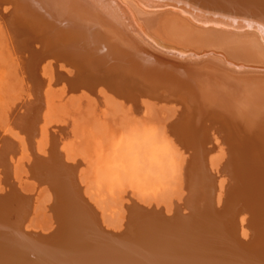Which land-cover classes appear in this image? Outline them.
<instances>
[{"label":"bare ground","instance_id":"1","mask_svg":"<svg viewBox=\"0 0 264 264\" xmlns=\"http://www.w3.org/2000/svg\"><path fill=\"white\" fill-rule=\"evenodd\" d=\"M7 1L12 3L11 8L14 9L9 22L11 26L13 24L12 28L16 25L15 32L29 33L26 29L32 25V31L35 30L33 35H41L48 42L55 41L54 34L57 38L67 36L69 40L79 36L80 43H84L81 52H94L95 67L100 70L112 68L110 71H113V67L117 70L126 68L139 80H143L145 85L146 82L153 85L152 78L160 79L172 93H168V98L174 99L176 96L177 101L180 100L177 104V101L167 99L172 101L171 104L175 102V105L181 106L182 102L187 103L188 108L186 105L184 108L188 111H184L189 115L181 120L179 114L177 119L183 123L178 121L181 125L174 128L180 130L171 131V135L180 144L178 146L185 150L184 156L186 152L189 155L188 161L182 160L187 162L186 165L180 166V183L187 193L184 206L189 213L187 215L183 207L182 212L187 216H182L181 208L179 211L182 217L179 218L178 212L176 221L172 222V217H169V221L170 219L159 215L160 218L156 217L154 221L144 222L143 227H140V221H145V218H137L139 228H147L144 231L137 230V235L134 234V228H137L133 223L136 219L133 216L137 215H134V210L133 216L131 215L133 225L130 220L126 223L134 227L132 231V227L127 225L130 232L138 237L129 235L130 239L134 238L132 241L119 237L113 239V234L110 236L103 232V228L96 225L95 218L87 210L85 214L82 209L84 207L66 192L64 237L60 243L46 246L40 236L24 232L22 222L13 221L10 207H0V264H264V0H0V3L5 4ZM29 24L31 25L28 27ZM35 27L43 34L38 32L37 35L38 29ZM44 31L51 33L44 35ZM33 35L31 37L35 39ZM13 40L16 42L17 39ZM57 49L54 48L55 51ZM45 50L43 53L46 55L51 53ZM110 71L106 72L111 73ZM123 71L125 72L120 70ZM119 75L116 76L120 78ZM149 77L151 82L150 79L147 80ZM126 79L131 84L132 80L129 77ZM119 80L123 84V80ZM118 82L114 83L118 84L117 87ZM136 82L139 86L140 81ZM102 84L101 86L108 87L106 83ZM108 84L112 88L110 81ZM138 86L137 90L140 89ZM166 87H163L166 89L165 93L168 92ZM129 88L130 86L127 89ZM148 88L150 89L149 86ZM125 89L123 88L124 91ZM131 92L135 94L133 90ZM131 92L128 93L131 95ZM148 93L146 92L147 95ZM140 97L143 96H137V99ZM194 105L199 107L198 113L194 112ZM206 123L210 124L207 127L216 123L220 129L225 130L228 143L225 148L228 149L229 146L230 149V153L227 151L224 155L228 157L230 154L231 162L227 164L226 170L223 169L233 183L226 179L230 185L227 183L228 187L223 190L220 187L225 184L221 182L222 185H218V191L222 190L217 199L220 206L215 200L216 193L220 195L216 192V184L220 182L216 181V174L213 177L214 174L210 173V167L206 164L210 147L215 151L217 146L214 143L207 151L208 136L212 132H209V128L207 131ZM210 128L213 129L212 126ZM167 131H170L169 128ZM213 153L210 152L209 156ZM4 200L0 197V203ZM245 214L249 215L248 221L244 220ZM240 216L244 217L241 222L251 230L250 234L253 232L248 241H243V237L239 238V235L245 234H238V230L240 232L244 228H239ZM125 231L129 232L123 230L122 233Z\"/></svg>","mask_w":264,"mask_h":264},{"label":"rangeland","instance_id":"2","mask_svg":"<svg viewBox=\"0 0 264 264\" xmlns=\"http://www.w3.org/2000/svg\"><path fill=\"white\" fill-rule=\"evenodd\" d=\"M0 5L3 8L6 7V9L0 7V197H3V200L5 197L4 202L0 203V207H10L9 211L13 213V221L22 222L24 232L40 236L46 246L51 243L53 245L58 244L64 237L62 235L64 234V225L66 226L64 215V206L67 202L66 192L73 199L75 198L74 201L84 207L82 208L84 212L87 210L88 212H86L95 218L96 225L103 228V232L109 233L108 235L113 234V236L110 235L113 239L122 238L126 240L128 238L129 241H132L134 238L131 237L132 239H130L129 237H136L138 235L136 231L142 230L139 228V221L136 222L137 218H140L139 220L145 218V221H140L141 224L139 222L140 227H143L147 220L152 221L156 217L157 219L160 218V216L165 217L164 219L172 217V220L174 219L172 222H174L177 220L180 211L182 212L183 207L185 209L183 211L188 215L189 211H186V206H184L186 199L184 197L187 193L180 183V166L186 165L187 162L185 161L189 160V155L187 156L188 153L186 152L184 156L183 151L185 150L178 146L180 144L171 135V131L180 130V128H176L183 123L181 120L186 117L185 115H189L186 112L188 111L187 103L181 101V106L175 105L178 97L172 95L176 100L168 98L167 95L170 91L166 87L167 84L160 79L152 78V80L149 77L147 80L150 79V82L152 80L151 84L154 86L147 82L145 85L143 80H139L133 75L134 73L128 72L126 68L117 70L112 66L113 71H110L112 70L110 66V70H100L95 67L93 63L94 52L90 51V54L81 52L80 49L83 48L84 43H80L79 36L69 40L70 38L68 39L67 36L63 35V38L60 36V39L54 34L55 41L48 42L41 35H38V32L43 33L37 27L35 29H38V37L33 35L35 30L32 31L31 24L28 25V27L31 25L29 29H26L29 30V33H25L26 35L15 32L16 25L12 28L13 24L11 26L9 22L14 12V9L11 8L12 3L7 1L5 4L0 3ZM17 13L20 14L19 9H17ZM17 27L20 28V26ZM16 33L18 36L20 35L19 38ZM49 33L51 32L47 31L44 35H49ZM12 35L15 37L9 38L13 37ZM31 35L35 39H32ZM11 39H17L16 42L13 40L16 46L13 45ZM40 40L44 43H41ZM19 41L21 42L19 43ZM32 41H35L36 44L35 42L32 44ZM45 41L49 45L45 44ZM44 44L47 45L46 48ZM39 48L46 49L48 52L51 51V53L46 55L43 53L44 50ZM54 48L58 49L55 51ZM22 49L24 52L21 51ZM27 57H32V59L28 60ZM67 60L69 61L67 62ZM24 68L27 72L24 71ZM120 70H125V72H120ZM112 74L115 75L113 78L115 80L112 79ZM124 74H128L126 76L132 80L131 84H128L130 81L126 79L127 77L124 78ZM116 75H119L120 78ZM123 75L124 77L121 78ZM109 78L111 79L108 80ZM116 78L123 80V84L119 79V82L116 81ZM72 79L77 80L72 81ZM134 80L143 83L142 85L138 82L140 89L137 90L138 84H135L137 82ZM154 80L156 83L153 82ZM109 81L112 88L108 84ZM113 81L118 82L119 86L117 87L118 84L115 85ZM82 82L83 84H81ZM86 82H89L90 85L87 86ZM104 82L108 87L103 85ZM84 83L86 84L84 85ZM100 83H103V86ZM127 85L130 86L129 89H127L129 87ZM163 87L167 88V94ZM123 88L129 90L128 92L133 90L135 94L131 92L130 95ZM146 89H148L146 91L149 92L148 95L144 91ZM153 91L156 95L152 97ZM171 94L170 92L169 95ZM149 95L152 98H147ZM160 95L164 97L162 98ZM137 96L143 97L137 99ZM154 97L156 99L153 100ZM122 98L123 100H121ZM167 99L175 102L171 104L172 101L169 102ZM131 100L135 103H132ZM179 103L180 100L177 104ZM185 105L187 108H184ZM193 110L197 112L199 107L194 105ZM178 116L179 118L182 117L180 121L177 119ZM207 124L205 125L207 131L209 128V132H212V135L208 136L207 151L210 145L214 143H216L217 149L214 145L215 151L212 150V146L210 147L209 153H214L210 156L207 153L206 164L207 167H210L208 168L210 173L214 174L213 177L215 174L216 176L220 174L215 178L216 181L219 180L218 183L223 182V185L225 184L220 187L223 190L230 185V182L233 183L229 179L230 176L227 177L228 173L226 174L224 171L227 164L231 162V158H229L231 155L229 154L227 157L224 154L230 149L229 146L228 149L225 148L228 144L225 130L220 129L221 127H218L219 125L217 126L216 123L211 124L213 129L210 128L211 126L207 127ZM175 126L177 127L174 128ZM167 128L170 131H167ZM210 129L212 130L210 131ZM224 135L225 137H223ZM219 141L221 142L219 143ZM224 142H226L225 146ZM227 158L229 161H226ZM224 165L225 167H222ZM219 169H221V173ZM220 183L216 184L218 188H216V192L218 193L220 192L218 185H222ZM227 183L228 186H226ZM219 196L221 194L216 193V201ZM8 201L9 204H7ZM15 201L16 204H14ZM216 203L220 206L219 200ZM179 209L181 210L179 211ZM130 210L131 212L136 211L131 213ZM140 211L143 217L138 215ZM147 212L149 213L147 214ZM133 213L134 215L137 214L136 217L133 216ZM131 215L133 219L136 218L133 223L137 228L132 227ZM184 215L186 214L182 216ZM182 216L180 213L179 218ZM246 216H244L245 218L242 217L248 221L249 215ZM126 217L130 219H126ZM240 217L238 218V223L241 224L239 228H243L244 225L241 222L243 218ZM127 220H130L131 223L130 221L128 223L132 225L127 224ZM127 225L129 228H134L135 231L134 229L131 230L135 233L130 232ZM244 228L240 232L238 230V234L244 232L246 235H239V238L243 237V241H248L253 232L250 234L251 230ZM144 229L147 230V228ZM123 230H129V232L125 231L127 236L123 235L125 234L122 233Z\"/></svg>","mask_w":264,"mask_h":264}]
</instances>
